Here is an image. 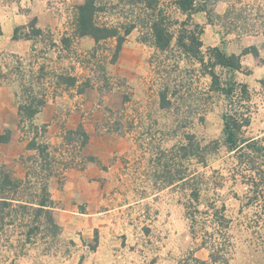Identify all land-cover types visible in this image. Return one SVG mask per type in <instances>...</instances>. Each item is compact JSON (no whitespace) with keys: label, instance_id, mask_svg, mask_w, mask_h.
<instances>
[{"label":"crops","instance_id":"obj_1","mask_svg":"<svg viewBox=\"0 0 264 264\" xmlns=\"http://www.w3.org/2000/svg\"><path fill=\"white\" fill-rule=\"evenodd\" d=\"M81 1L55 12L50 0H0V264H195L178 181L158 176L166 161L172 172L177 144L145 132L165 108L152 56L167 52L137 29L114 57V37H72ZM194 4L201 49L240 55L239 83L264 90V0ZM31 20L40 33L26 36ZM101 45L113 82L92 65ZM36 99L32 116L20 113Z\"/></svg>","mask_w":264,"mask_h":264},{"label":"rangeland","instance_id":"obj_2","mask_svg":"<svg viewBox=\"0 0 264 264\" xmlns=\"http://www.w3.org/2000/svg\"><path fill=\"white\" fill-rule=\"evenodd\" d=\"M69 1L50 0L55 12ZM160 4L170 20L182 18L171 10V0H160ZM208 46L205 42L201 50L205 52ZM104 49L103 45L97 48L99 54L92 63L100 79L105 72L99 68L106 62L105 54H102ZM152 62L156 65L159 80L151 84L166 87L165 100L169 103L158 111L159 119L155 123H148L147 135L163 136V145L171 141L172 144L183 142L186 134L194 135L202 144L211 140L219 143L215 151L206 155L205 165L193 157L184 160L183 167L188 174L192 173L188 178L201 184L199 202L187 203L188 186L179 184L177 191L178 198L187 208L194 263L264 264V180L259 181L257 174L254 176L252 170L233 153L227 152L221 143L222 115L238 112L250 120L241 131L243 137H255L264 145V90L260 84L252 86L251 82L248 97L242 96L239 92L241 76L234 73L236 89L231 98H226L220 91L210 89V79L204 76L205 71L197 61L182 59L175 48L165 55L152 56ZM215 72L220 83L224 84L225 72L219 68H215ZM103 75L112 81L108 74ZM260 80L263 82L264 77ZM167 134H177V137L170 139ZM256 166H260L264 175V163L259 161ZM222 205L224 209L219 212L217 209ZM219 219L222 225L217 223ZM211 252H214L215 261L210 258Z\"/></svg>","mask_w":264,"mask_h":264},{"label":"trees","instance_id":"obj_3","mask_svg":"<svg viewBox=\"0 0 264 264\" xmlns=\"http://www.w3.org/2000/svg\"><path fill=\"white\" fill-rule=\"evenodd\" d=\"M171 4H174L185 15V18L170 20L165 14L160 0H82L73 7L72 37L89 36L95 41L114 37L116 39L114 57L126 36L133 29H137L140 40L150 43L159 52H168L175 48L187 60L197 61L210 78V89L220 91L226 98H231L236 89L233 80L234 71L242 69L241 56L228 53L223 46L207 47L203 52L200 39L201 29L198 24L191 21V14L198 9L194 0H171ZM126 5L127 7H125ZM116 9H120V11H116ZM28 26L30 32L25 34L26 36L40 33V30L34 26L33 20L29 22ZM174 27H177L176 30ZM19 29L20 27L15 29L14 37H17ZM63 42L68 44L69 40L63 38ZM215 68H219L227 75L224 84L220 83ZM59 80L66 83L73 81L69 76H59ZM26 91L24 89V92ZM239 92L242 96L248 97L246 84H239ZM167 93L166 87H163L159 92L162 107L169 103L165 100ZM35 103L34 108L31 107V104L20 105V113L32 116L36 112V106L42 104L43 101L36 99ZM249 123V117L245 114L225 112L222 115L221 143L227 152L233 153L240 162L245 163L252 170L254 176L256 173L259 181H263L264 175L260 172V166L256 165L259 161L264 163V145L255 137L244 138L241 134L243 127L248 126ZM218 144L216 140L202 144L194 135L186 134L183 142L178 143L173 149L172 172L170 164L166 161L158 176L168 181H178L181 186H188L187 203H198L201 184L193 182V178H188V175L191 176L192 173L188 174L183 167L184 160L193 157L197 161L200 159L199 161L205 165L206 155L215 151ZM37 147L40 155L46 160L48 156L46 145L39 143ZM0 177L5 178L4 181L8 182L7 175L0 174ZM223 209L224 205L217 210L220 212ZM47 219L54 230L55 225L50 216L47 215ZM217 223L222 225L221 219ZM210 258L215 261L214 252L210 253Z\"/></svg>","mask_w":264,"mask_h":264},{"label":"built area","instance_id":"obj_4","mask_svg":"<svg viewBox=\"0 0 264 264\" xmlns=\"http://www.w3.org/2000/svg\"><path fill=\"white\" fill-rule=\"evenodd\" d=\"M84 55L88 56L87 53H84ZM89 58H90V57H89ZM94 58H96V57H95V56L92 57V59H94ZM92 61H93V60H92ZM99 62H100V61H99ZM104 78H106V76H104ZM61 165H62L63 168H66V167H67V163H66L65 161H63V162L61 163Z\"/></svg>","mask_w":264,"mask_h":264}]
</instances>
